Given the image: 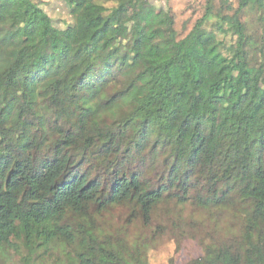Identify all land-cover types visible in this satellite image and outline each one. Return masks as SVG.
Returning <instances> with one entry per match:
<instances>
[{"label": "trees", "instance_id": "obj_1", "mask_svg": "<svg viewBox=\"0 0 264 264\" xmlns=\"http://www.w3.org/2000/svg\"><path fill=\"white\" fill-rule=\"evenodd\" d=\"M62 1L64 28L0 0V248L148 264L167 232L201 244L187 264H264V0L239 1L225 53L210 0L181 38L168 10L147 7L139 33L103 0ZM234 198L253 203L245 233L222 224Z\"/></svg>", "mask_w": 264, "mask_h": 264}, {"label": "rangeland", "instance_id": "obj_2", "mask_svg": "<svg viewBox=\"0 0 264 264\" xmlns=\"http://www.w3.org/2000/svg\"><path fill=\"white\" fill-rule=\"evenodd\" d=\"M46 13L52 18L56 27L64 28L74 22L72 10L62 0H37ZM212 12L203 24V31L213 32L217 41H219L223 53L229 52V46L235 44L236 35L232 33L233 27L231 20L236 17L235 11L239 8L240 0H210ZM209 1V2H210ZM120 0H103L107 8L118 7V15L126 21L128 29H131L133 20L130 17L136 14L140 20L137 25V31L141 33L146 26V9L151 6L155 11L168 10L174 17V27L178 36L184 37L191 31L196 22L203 16L208 0H130L120 5ZM246 13L240 14L241 21L244 23L243 28L247 33L258 29L257 14L247 9ZM219 15H221L219 17ZM225 16L221 19V17ZM80 27V36L83 33V25ZM220 25V26H219ZM261 33L264 34V31ZM190 209L186 214H190ZM253 213V203L250 200H241L234 198V203L225 214L222 222L228 230L246 232V227ZM194 217L201 220L203 212L194 211ZM136 232V231H135ZM137 235L136 233H134ZM180 237V236H179ZM177 237L174 239L169 233L164 232L157 241L149 248L147 253L148 264H169L170 260L174 264H187L191 259L202 255L201 244L191 237ZM40 254L35 259V264H60L65 262L62 256H50L45 261ZM44 260V259H43ZM0 264H21L19 256L14 250L0 248Z\"/></svg>", "mask_w": 264, "mask_h": 264}]
</instances>
